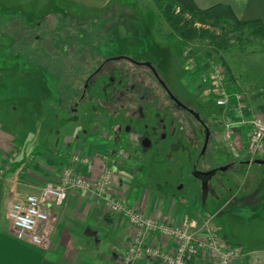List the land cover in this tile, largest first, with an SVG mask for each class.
Instances as JSON below:
<instances>
[{
	"label": "rangeland",
	"instance_id": "rangeland-1",
	"mask_svg": "<svg viewBox=\"0 0 264 264\" xmlns=\"http://www.w3.org/2000/svg\"><path fill=\"white\" fill-rule=\"evenodd\" d=\"M201 27L216 35L225 30ZM228 35L230 42H249L243 49L229 52L214 50L201 39L187 48L192 58L213 57L232 78L236 76L241 86L237 91L245 103L264 114V41L244 30H229ZM177 46L153 0H0V124L9 135L23 141V153H32L38 147V154L30 153L33 158L27 167L32 171L53 162L57 152L71 157L76 141L79 147L85 144L81 140L91 143L95 158L100 150L106 154L110 146L97 131L92 106H78L79 117L72 118L71 104L78 96L72 91V81L73 77L79 78L77 69L84 57L80 49L100 47L107 51L112 47L123 54L141 53L142 58L148 54L146 57L158 65L162 79L175 96L209 123L211 136L203 150V133L193 118L173 113L174 119L184 120V135L176 138L167 132L157 145L136 154L138 160L132 168L120 169L123 184L118 180L114 183L118 195H132L134 201L137 192L146 190L147 204L159 216L172 206L176 213L183 211L184 216L199 223L209 220L222 239L223 232L234 234L240 238L239 244L247 246L248 240L264 236V186L255 196V208L242 204L239 197L229 204L226 195L218 193L214 197L211 193L212 189L219 191L218 180H225L227 171H217L202 201L201 182L193 173L226 164L222 154L224 120L232 114L196 91L198 75L186 69L185 51ZM72 48L80 54L74 53L73 61L68 56ZM88 57L85 54V60ZM90 147L85 150L88 152ZM235 150L237 153L230 152L228 157L231 161L247 158L244 150ZM77 151L74 153L81 155ZM259 158L264 159V151ZM99 166V160H95L87 169L97 172ZM238 172L241 181H253L256 174L264 180V165H253L251 170L242 166Z\"/></svg>",
	"mask_w": 264,
	"mask_h": 264
},
{
	"label": "crops",
	"instance_id": "crops-1",
	"mask_svg": "<svg viewBox=\"0 0 264 264\" xmlns=\"http://www.w3.org/2000/svg\"><path fill=\"white\" fill-rule=\"evenodd\" d=\"M193 3L201 10L216 5L226 6L231 9L238 21L260 22L264 27V0H193ZM225 71L229 87L233 91H240L241 86L238 78L236 76L232 78L226 68ZM261 88H264V84L261 85ZM196 91L199 92L198 89ZM230 113L228 114L230 115ZM258 113L264 117L263 113ZM247 130L248 126L246 125L233 128L236 147L244 151L246 149ZM80 142L85 144L82 143L83 145L79 147L77 146L78 141H76L72 154L78 150L77 152H80L81 155L92 156L90 165L95 160H99L100 166L97 172L87 169L88 167H76L70 162V155H63L58 152L55 153L56 157L49 165L42 164L43 168L40 167L37 171H32L27 167L30 163L29 160L25 162L27 154L22 151L26 145L24 146L21 139L9 135L0 124V169L6 161V157L14 149L17 150V156L12 165L0 174V264H118L126 254L131 240L129 224L120 216L106 213L101 201L94 195L79 190L69 191L62 206L50 209L52 215L55 216V223L47 246L36 247L27 242L18 241L10 231L6 220V212L10 203L35 192L47 182L55 183L65 166H71L77 172H82L94 180L99 175L103 164L107 166L111 164L112 156L107 157V154L100 150L97 151L98 157L95 158L96 150L91 149L93 147L91 143H87L85 140ZM87 146H91L88 152L85 150ZM109 146L111 151L125 148L127 157L122 163L123 169L125 166L132 168L137 163L138 159L133 154L131 146L124 143L117 145L109 143ZM35 149L38 150V147ZM27 153H31V151ZM103 157H107V159ZM257 159L264 160L259 157ZM242 161L240 165L243 168L245 166L250 170L253 168L254 164L247 165L244 163L247 161L246 158ZM119 174L120 171L115 174L112 183V189L116 195L118 192L114 186L115 181L118 180L120 184H123ZM260 178L261 175L256 174L253 181H241L238 171H227L225 180L218 185L219 191L212 189L211 193L214 197H217L218 193L226 195V202L229 204L239 197L242 204L255 208L258 206V199L255 196L264 186V180ZM144 191L146 194L143 197H141V192H137L138 196L136 195L134 198V201L140 198V207L144 214L155 215L173 223H178L186 215L183 211L176 213L174 207L167 206L159 216L157 211H154L151 205L147 204V191L142 190V192ZM121 198L127 204L132 205L134 203L132 195ZM240 208L242 207L240 206ZM223 239L225 243L235 245L242 251L240 257L233 260L231 264H264V236L248 240L247 246L239 244L237 241L240 238L234 234L223 232ZM146 243L164 251L173 247L171 241L162 239L156 234L149 235ZM140 264H161V262L158 259H147L141 261ZM192 264H213V260L211 256H201L196 258Z\"/></svg>",
	"mask_w": 264,
	"mask_h": 264
},
{
	"label": "built area",
	"instance_id": "built-area-1",
	"mask_svg": "<svg viewBox=\"0 0 264 264\" xmlns=\"http://www.w3.org/2000/svg\"><path fill=\"white\" fill-rule=\"evenodd\" d=\"M184 54L186 69L198 75L201 85L198 91L203 96L211 97L216 106L224 107L232 113L230 118L224 120L223 138L227 148L233 153H237L233 128L248 126L245 152L246 160L252 163L264 151V117L248 107L239 91L228 90L225 67L215 62L213 57L194 59L189 48L185 49ZM122 152H117V158H120ZM16 156L17 150L14 149L6 157L0 174L12 165ZM31 157L28 153L25 162ZM70 162L76 167H88L91 157L73 153ZM110 162L109 166H101L99 175L94 180L71 166H65L55 183L47 182L35 192L11 202L6 212V220L13 236L18 241L36 247L47 246L55 223V216L50 209L62 206L69 191L79 190L94 195L101 201L106 213L120 216L129 224L131 240L126 254L118 264H140L147 259H158L161 264H192L201 256H211L213 264H231L240 257L241 249L225 243L218 228L209 220L199 223L193 218L183 216L178 223H173L155 215L144 214L140 207V198L132 205L124 202L113 192L112 183L118 172V165L117 161ZM145 194V191L141 192V197ZM152 234L171 241L173 247L164 251L147 244V237Z\"/></svg>",
	"mask_w": 264,
	"mask_h": 264
},
{
	"label": "flooded vegetation",
	"instance_id": "flooded-vegetation-1",
	"mask_svg": "<svg viewBox=\"0 0 264 264\" xmlns=\"http://www.w3.org/2000/svg\"><path fill=\"white\" fill-rule=\"evenodd\" d=\"M80 50L82 51L79 53L84 57L82 56V65L77 69L79 73L76 77L79 78L73 77V81H76L74 83L72 81L74 87L72 91L78 93L70 108L74 113L72 118L79 117L78 106L90 104L93 120L99 128L97 131L101 132L100 137L107 143V147L109 143L113 145L124 143L133 148L134 155H139L157 145L159 140L165 139L167 132L170 136L178 138L183 134L182 125L185 123L182 118L174 119L173 113H178L184 117H191L196 122L198 129L203 133L205 150L211 136L209 123L202 120L199 113L175 96L162 79L158 65L146 57L150 55L145 54V58H142L141 53L138 56L123 54L112 47H108L107 51H102L100 47L88 48L87 51H84V48ZM74 53L80 55L72 48V52L68 53V56H72V61ZM85 54L90 56L86 60ZM190 110L198 114L201 121L196 119ZM207 132L209 137L204 147ZM222 142L224 147L222 154L226 156L227 162L210 170L216 171L211 179L219 168L227 167L226 171H238L242 167L240 164L243 161L238 159L235 162L229 159L232 151H228L224 138ZM119 150L123 152L120 158H117ZM106 154L117 161L120 171L127 157L125 148H118L115 151L109 149ZM217 182L220 185L223 181Z\"/></svg>",
	"mask_w": 264,
	"mask_h": 264
},
{
	"label": "trees",
	"instance_id": "trees-1",
	"mask_svg": "<svg viewBox=\"0 0 264 264\" xmlns=\"http://www.w3.org/2000/svg\"><path fill=\"white\" fill-rule=\"evenodd\" d=\"M153 2L170 29L177 47L183 51L192 41L199 39L207 40L214 50L221 52L243 49L249 39L230 42L229 30H244L252 38L264 41V27L260 22H240L226 6L216 5L201 10L195 6L193 0H153ZM196 24L225 28V30L220 35H216L209 29L195 27ZM200 86L198 84L197 88L199 89ZM228 90L233 91L231 87H228ZM32 153L38 154V150L33 149Z\"/></svg>",
	"mask_w": 264,
	"mask_h": 264
},
{
	"label": "water",
	"instance_id": "water-1",
	"mask_svg": "<svg viewBox=\"0 0 264 264\" xmlns=\"http://www.w3.org/2000/svg\"><path fill=\"white\" fill-rule=\"evenodd\" d=\"M190 113L199 121L200 117L198 114L194 113L193 111L190 110ZM208 137H209V132L206 133L205 135V141H204V147L207 144L208 141ZM245 164L249 165V164H254V165H264V160L261 159H255L252 163H249V161H245ZM227 167H222L219 168V171L223 172L226 171ZM215 170L214 171H209V172H194L193 176L200 180L201 182V191H202V201H204L208 195V182L210 181L211 177L215 174Z\"/></svg>",
	"mask_w": 264,
	"mask_h": 264
}]
</instances>
